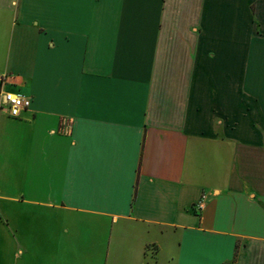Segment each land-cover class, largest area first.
Listing matches in <instances>:
<instances>
[{
	"label": "crops",
	"instance_id": "obj_1",
	"mask_svg": "<svg viewBox=\"0 0 264 264\" xmlns=\"http://www.w3.org/2000/svg\"><path fill=\"white\" fill-rule=\"evenodd\" d=\"M0 264H264V0H0Z\"/></svg>",
	"mask_w": 264,
	"mask_h": 264
},
{
	"label": "built area",
	"instance_id": "obj_2",
	"mask_svg": "<svg viewBox=\"0 0 264 264\" xmlns=\"http://www.w3.org/2000/svg\"><path fill=\"white\" fill-rule=\"evenodd\" d=\"M30 105V97L0 89V110L5 109L11 118H19L21 113L27 110Z\"/></svg>",
	"mask_w": 264,
	"mask_h": 264
}]
</instances>
